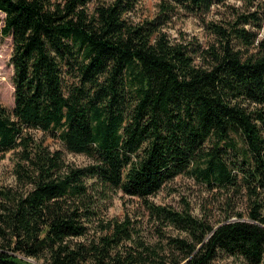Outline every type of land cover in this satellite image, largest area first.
Instances as JSON below:
<instances>
[{
	"label": "trees",
	"instance_id": "16d2710c",
	"mask_svg": "<svg viewBox=\"0 0 264 264\" xmlns=\"http://www.w3.org/2000/svg\"><path fill=\"white\" fill-rule=\"evenodd\" d=\"M139 1L0 0L13 72L0 156H14L15 181L0 187V264H264V0L220 22L205 18L229 0H160L135 20ZM179 11L202 20L207 45L170 39ZM178 175L245 211L213 224L149 201ZM118 192L143 202L156 239L127 213L106 218Z\"/></svg>",
	"mask_w": 264,
	"mask_h": 264
},
{
	"label": "rangeland",
	"instance_id": "374dc122",
	"mask_svg": "<svg viewBox=\"0 0 264 264\" xmlns=\"http://www.w3.org/2000/svg\"><path fill=\"white\" fill-rule=\"evenodd\" d=\"M159 3L160 0H140L135 8V20L154 17L159 9ZM225 5L212 8L205 19L214 22L227 20L233 11V6L239 10H244V3L240 0H229ZM164 30L170 39L181 41L194 40L202 46L207 45L212 40V35L205 28L202 20L180 11L167 23ZM258 37L264 38V21L258 29ZM11 51V37L3 38L0 42V104L7 107L13 106V72L9 61ZM34 133L35 139L41 141L50 149H61L64 152V159L67 163L78 166L89 163V159L83 155L66 152L54 138L44 135L40 131ZM13 163L14 156L11 153L0 156V187L15 185L12 174ZM111 201L110 206L105 212L106 218L121 220L127 213L141 227L144 235L148 238L156 239L157 232L155 230L158 225L154 223L152 218H149L143 202L135 197L123 196L121 192L113 195ZM149 201L156 205L170 207L178 211L188 208L187 210L193 215L206 217L213 224L223 219L226 209L234 208V210L245 211V200L243 198L241 200V197L233 195L230 192L224 194V192L218 189L208 190L199 182L186 175L175 177L171 182L162 187L159 192L149 197ZM232 219L234 218L232 217ZM159 231H162L166 235L177 234V231L171 227H162ZM217 262L218 264H242L241 261L232 260L231 258L219 259Z\"/></svg>",
	"mask_w": 264,
	"mask_h": 264
}]
</instances>
